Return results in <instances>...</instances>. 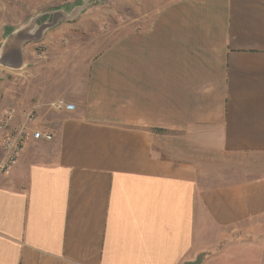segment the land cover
<instances>
[{
    "label": "crops",
    "instance_id": "1",
    "mask_svg": "<svg viewBox=\"0 0 264 264\" xmlns=\"http://www.w3.org/2000/svg\"><path fill=\"white\" fill-rule=\"evenodd\" d=\"M140 2L88 61L40 64L60 21L0 65V117L36 104L53 133L0 173V264H264V173L215 183L202 159L264 155V0Z\"/></svg>",
    "mask_w": 264,
    "mask_h": 264
},
{
    "label": "rangeland",
    "instance_id": "2",
    "mask_svg": "<svg viewBox=\"0 0 264 264\" xmlns=\"http://www.w3.org/2000/svg\"><path fill=\"white\" fill-rule=\"evenodd\" d=\"M85 0H0V44L4 37L14 28L26 24L32 17L56 9L71 10ZM89 6L83 9L79 15L68 22H62L54 29L48 31V37L59 34L55 38L62 48L55 52H49L48 43L38 45L36 54L40 64L48 61L66 63L69 57L81 60L89 58L105 47L112 39L126 29L128 20V8L132 0H86ZM157 0H142L137 8L152 5ZM46 16H39L40 23ZM51 34V35H50ZM47 38V37H46ZM70 52V53H68ZM65 53V54H64ZM16 76L0 67V92L1 82L7 81L14 84ZM44 119H47L45 117ZM249 154H225L209 151L202 156L206 163V169L216 175L215 183L229 180L242 179L252 175L264 173V155L248 158ZM226 242V241H225ZM223 243V242H222ZM220 242V246H223ZM227 243V242H226ZM228 244V243H227ZM238 244V237L232 236L229 246ZM220 249V248H219ZM212 261L210 264H237V257H225ZM200 264H205L206 260ZM209 264V263H208Z\"/></svg>",
    "mask_w": 264,
    "mask_h": 264
},
{
    "label": "built area",
    "instance_id": "3",
    "mask_svg": "<svg viewBox=\"0 0 264 264\" xmlns=\"http://www.w3.org/2000/svg\"><path fill=\"white\" fill-rule=\"evenodd\" d=\"M48 107L52 110H72L74 104L63 98H56L49 102ZM37 105L23 109L21 120L12 125L15 115L14 108H8L0 117V129L4 131L1 139L3 159L0 163V173L7 174L16 164L25 144L29 140L50 141L53 133L45 125L40 124L37 113Z\"/></svg>",
    "mask_w": 264,
    "mask_h": 264
},
{
    "label": "water",
    "instance_id": "4",
    "mask_svg": "<svg viewBox=\"0 0 264 264\" xmlns=\"http://www.w3.org/2000/svg\"><path fill=\"white\" fill-rule=\"evenodd\" d=\"M88 6L89 3L85 0L83 4L73 7L69 12L63 9H56L43 12L29 19L26 26L16 30L5 40L0 49V65L18 68L22 64L21 47L24 43L41 40L43 33L47 29L54 27L60 21L73 20ZM39 16H46V18L37 23Z\"/></svg>",
    "mask_w": 264,
    "mask_h": 264
}]
</instances>
